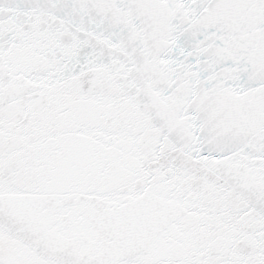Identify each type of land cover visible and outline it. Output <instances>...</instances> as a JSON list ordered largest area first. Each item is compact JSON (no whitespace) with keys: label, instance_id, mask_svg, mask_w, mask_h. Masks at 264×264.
I'll return each instance as SVG.
<instances>
[{"label":"snow or ice","instance_id":"1","mask_svg":"<svg viewBox=\"0 0 264 264\" xmlns=\"http://www.w3.org/2000/svg\"><path fill=\"white\" fill-rule=\"evenodd\" d=\"M0 264H264V0H0Z\"/></svg>","mask_w":264,"mask_h":264}]
</instances>
